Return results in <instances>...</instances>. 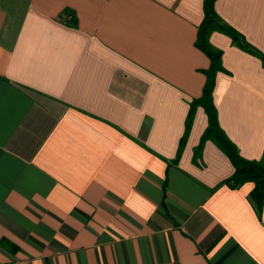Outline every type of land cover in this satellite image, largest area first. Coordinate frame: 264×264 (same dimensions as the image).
Segmentation results:
<instances>
[{
	"label": "crops",
	"instance_id": "0c3cea01",
	"mask_svg": "<svg viewBox=\"0 0 264 264\" xmlns=\"http://www.w3.org/2000/svg\"><path fill=\"white\" fill-rule=\"evenodd\" d=\"M206 0H0V264H264L254 184L203 137ZM212 100L264 164V0H217ZM4 242L7 246H4Z\"/></svg>",
	"mask_w": 264,
	"mask_h": 264
},
{
	"label": "trees",
	"instance_id": "16d2710c",
	"mask_svg": "<svg viewBox=\"0 0 264 264\" xmlns=\"http://www.w3.org/2000/svg\"><path fill=\"white\" fill-rule=\"evenodd\" d=\"M217 0H206L204 4L205 18L199 29L196 46L201 49L210 59L211 66L205 72L207 81L203 89L201 98L194 101L191 111V118L197 106L204 107L208 118L209 127L203 137V141L212 139L218 146L229 156L235 167L233 177L225 182L231 188H239L247 183L254 184V189L250 194V198L261 212L264 208V164L262 162L250 161L241 157L234 144L225 136L221 130L217 112L213 105L212 93L215 86V77L218 72L223 70L222 67V53L211 46L209 37L213 32L220 31L231 37L233 42L247 51L256 53V51L249 45L244 37L225 23L215 10V3ZM4 246L9 244L4 242Z\"/></svg>",
	"mask_w": 264,
	"mask_h": 264
}]
</instances>
